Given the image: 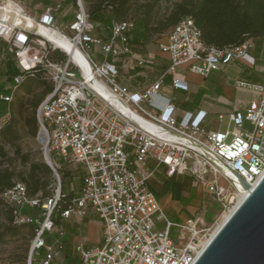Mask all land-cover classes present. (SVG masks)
<instances>
[{
  "label": "built area",
  "instance_id": "2783aa9c",
  "mask_svg": "<svg viewBox=\"0 0 264 264\" xmlns=\"http://www.w3.org/2000/svg\"><path fill=\"white\" fill-rule=\"evenodd\" d=\"M47 1L32 6V0H0L4 13H19L57 33L86 64L83 67L45 36L5 19L4 13L0 16V40L8 43L21 71L41 70L52 86L35 115L45 132L56 189L41 201L39 195H27L24 183L17 181L0 195L11 208L14 223L36 224L29 264H52L61 254L65 233L50 218L60 196V159L85 169L78 196L61 216L80 223L91 209L101 223L98 244L77 245V264H193L203 242L211 238L217 215L212 223L206 221L205 211L189 213L182 222L170 220L149 190L150 161L165 166L167 176H191L194 185L210 195L209 207H218L219 213L235 208L245 192L237 177L252 188L264 176V84L236 83L254 96L244 107V116L239 109L216 115L218 123L227 116L231 131L206 128V111L181 112L176 97L163 90L187 91V72L206 77L233 60L253 64L249 50L255 40L217 48L204 42L191 17H183L169 31L167 42L159 45L168 55L167 69L146 88L131 91L120 82L117 62L121 54L135 55L127 35L133 19L113 22L109 41L102 43L91 34L83 0ZM65 1L74 6L71 23L59 20ZM143 64L138 60L139 66ZM21 81L18 75L7 85L6 93L0 94L3 103L11 101ZM9 117L6 106L0 112V128ZM243 119L251 130L243 129ZM36 208L41 209L39 218L27 214Z\"/></svg>",
  "mask_w": 264,
  "mask_h": 264
},
{
  "label": "trees",
  "instance_id": "16d2710c",
  "mask_svg": "<svg viewBox=\"0 0 264 264\" xmlns=\"http://www.w3.org/2000/svg\"><path fill=\"white\" fill-rule=\"evenodd\" d=\"M83 1L93 26L91 34L99 38L102 43L109 41L113 22L127 18L133 19V27L127 31L128 44L132 51H139L138 53L144 51L146 42L152 36L171 30L183 17H191L200 29L204 42L217 48L240 45L249 38L260 44L264 37V0H180L165 16L158 15V9L155 8L157 0H145L144 2H138V0ZM39 3L47 4L48 1L32 0L31 5ZM58 15L59 20L71 23L75 15L72 2H62ZM55 55L59 59L65 57L59 51H55ZM120 57L124 60L130 56L121 54ZM141 57L144 62L147 61L146 55H141ZM95 58L99 62L102 60L98 50ZM136 60L138 62V59ZM119 64L120 62H117L120 71ZM18 75L22 77V81L17 86L21 94L15 95L14 99L7 103L10 117L8 122L0 128V158L4 161L10 159L7 157L3 144L14 145L21 129L25 128L30 135H36L38 131L36 108L52 90V86L44 79L41 70L21 71L8 43L4 42L0 46V94L6 93V86ZM15 153L25 169L15 173L10 165L3 166L0 162V195L19 181L24 183L27 195H39L41 201L50 197L53 194L50 193V184L52 181L54 183L52 169L43 160H34L29 154L20 153L18 149H15ZM59 163L58 173L60 172L63 181H60V196L50 213V218L55 227L75 234L76 230L71 227L70 219L63 218L61 213L67 209L72 198L78 196L85 169L61 159ZM163 167L159 171H153L151 178L157 180L159 184L155 186L149 183L150 178L149 190L157 199L168 194L172 199H180L181 192L194 185L193 178L183 175L181 180V175L178 174L167 176L165 166ZM0 203H2V212L5 216V230L16 233L18 227L30 226L34 236L36 224L14 223L11 208L1 196ZM36 209L41 211L40 208ZM206 219L212 222V213L206 214ZM2 236L3 234L0 233V238ZM62 245L61 253L66 264H77V245L67 241L66 237L62 240Z\"/></svg>",
  "mask_w": 264,
  "mask_h": 264
},
{
  "label": "crops",
  "instance_id": "0c3cea01",
  "mask_svg": "<svg viewBox=\"0 0 264 264\" xmlns=\"http://www.w3.org/2000/svg\"><path fill=\"white\" fill-rule=\"evenodd\" d=\"M169 31L152 36L146 42L143 52L138 53L139 51H133L135 53L133 57L130 56L127 59L118 61L120 62V82L123 86L131 91L142 90L154 82L167 69L168 55L166 52L160 50L159 45L167 42ZM260 42L258 44L255 41L254 47L249 50V54L254 59L253 64L233 60L220 69H235L234 79L236 83L243 81L246 83L264 84L263 39ZM3 44L4 41L0 40V46ZM141 55H146L147 61L142 66H139L136 59L141 60ZM219 70L210 72L206 77L187 72L185 74V79L188 84L187 91L164 89L163 92L167 96L173 95L176 97V104L179 106L181 112H195L198 109L206 111L205 126L206 128H213L214 123L217 121L216 115L218 113H227L230 110L243 109L253 97L251 90L238 87L237 84H228L225 77L218 75ZM179 71L183 73L184 69L180 68ZM166 80H169L168 76ZM1 83L4 85L3 81ZM150 164L153 167V171H159L164 168L154 160H151ZM182 177L183 175L180 176L181 180ZM149 183L155 186L159 184L157 180L152 178ZM183 194H186V191H182L181 195ZM69 219L70 225L75 228L76 233L64 232V237H66L67 241L74 245L82 244L87 247H92L99 243L98 234L101 233V223L98 215L93 210L90 209L80 223L75 222L73 217H69Z\"/></svg>",
  "mask_w": 264,
  "mask_h": 264
},
{
  "label": "rangeland",
  "instance_id": "374dc122",
  "mask_svg": "<svg viewBox=\"0 0 264 264\" xmlns=\"http://www.w3.org/2000/svg\"><path fill=\"white\" fill-rule=\"evenodd\" d=\"M145 0H138V2H144ZM180 0H157L156 9H158L159 16H165L170 11L172 6L179 2ZM264 42V37L262 38ZM252 53V51H250ZM254 57L256 55L252 53ZM262 57L264 58V51L262 52ZM218 75L225 77L226 82L230 85H235V69L232 68H223L218 71ZM249 90V89H248ZM39 91V90H38ZM223 92V91H222ZM21 94V91L17 89L14 94ZM254 96V93H253ZM7 104L0 101V112L5 110ZM242 116H244V108L240 109ZM213 128H218L221 131L224 130H232L233 124L228 121L227 116L218 123L217 121L214 123ZM39 129V125L37 130ZM243 129L251 130V126L249 123L243 119ZM37 134V133H36ZM4 150L7 153V157L10 159L9 161H4L0 158V162H2L3 166L10 165V168H13L15 173L25 169V167L21 164L18 156L15 153V149H18L20 153H27L34 160H43V152L44 146L40 143L36 135H30L25 128L19 131V138L14 142V145L3 144ZM51 158V157H50ZM60 181H63L61 178L60 172L58 173ZM54 179V178H53ZM17 180V178L15 179ZM57 183V180L54 179V183ZM53 181L50 184V193H54L56 189V185H54ZM220 183L224 186L227 183L223 180ZM186 194H183L180 199H172L170 195H165L160 197L159 205L167 215V217L172 221L182 222L185 220L189 213L196 212L201 213L205 211L206 214L212 213V222L216 215L219 214V208L214 207L211 208V197L209 194L205 193L202 190L200 185H193L187 187ZM27 214L32 218H39L41 216V211L38 209L26 210ZM207 222H209L206 219ZM209 222V223H212ZM35 224V223H34ZM5 225V216L2 212V203H0V233L3 234L2 238H0V264H29L32 261L33 256L31 253V243L33 240V232L30 226H20L16 229V233H12L8 230L4 229ZM213 229V226H212ZM50 236H56V233L53 232ZM52 238V237H51ZM64 239V238H63ZM99 242L101 240V233L98 234ZM52 264H66L63 258V254H59Z\"/></svg>",
  "mask_w": 264,
  "mask_h": 264
},
{
  "label": "water",
  "instance_id": "95a60500",
  "mask_svg": "<svg viewBox=\"0 0 264 264\" xmlns=\"http://www.w3.org/2000/svg\"><path fill=\"white\" fill-rule=\"evenodd\" d=\"M3 13L0 9V16ZM14 16L12 12L8 20H15ZM18 25L35 31L25 23ZM36 138L44 146L43 162L50 167L46 137L40 127ZM237 178L242 189L248 191L247 195L209 239L193 264H264V176L252 188Z\"/></svg>",
  "mask_w": 264,
  "mask_h": 264
},
{
  "label": "bare ground",
  "instance_id": "6f19581e",
  "mask_svg": "<svg viewBox=\"0 0 264 264\" xmlns=\"http://www.w3.org/2000/svg\"><path fill=\"white\" fill-rule=\"evenodd\" d=\"M15 14V13H14ZM12 15V11H7L4 14L5 19H9ZM15 21L17 24H27L30 28L34 29L37 33L45 36L48 40L54 42L57 46L61 47L63 50L69 52L71 55L74 56L75 59L79 60L81 65L86 68L85 62L81 59L80 55L76 52H73V50L70 47V44L67 40L63 39L61 36H59L57 33L52 32L51 30L36 24L34 21L24 19V16L16 13L15 16ZM45 134V132H44ZM248 191H245L243 195L240 197L239 202L247 195ZM238 202V203H239ZM234 209V208H233ZM233 209H230L229 211H224L219 213L216 218H215V223L213 224V229L211 232V237L214 235V233L218 230V228L223 224L225 219L230 215L231 211ZM208 239L203 242V246L207 243Z\"/></svg>",
  "mask_w": 264,
  "mask_h": 264
}]
</instances>
